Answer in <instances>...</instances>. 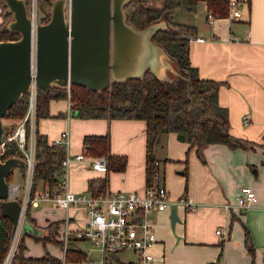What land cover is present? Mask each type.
Wrapping results in <instances>:
<instances>
[{"label":"crops","instance_id":"crops-1","mask_svg":"<svg viewBox=\"0 0 264 264\" xmlns=\"http://www.w3.org/2000/svg\"><path fill=\"white\" fill-rule=\"evenodd\" d=\"M238 5L240 14L231 16L229 2L228 12L223 13L220 2L198 0L197 9L186 11L190 13L180 19L195 23L196 35L204 36L201 40L190 39V59L200 75L220 81L219 100L228 107L231 132L252 142L244 147H232L221 141L206 142L200 144L199 154L197 145L190 147L187 138L180 139L177 131L170 130L162 135L165 152L161 156L156 150L155 153L164 159L163 174L170 195L176 198L188 192L198 205L188 209L176 204L178 218L175 220L171 217L173 204L154 214L158 240L153 247L152 264H264V0H238ZM209 11L213 12L212 19L208 17ZM2 20L0 6V24ZM170 68L168 63L160 67L167 75H170ZM70 101L68 96L51 98L49 113L39 116L38 121V132L50 141L68 128L70 152L85 153L84 158L73 159L70 163L69 188L92 192L88 187L89 179L108 175V189L143 192L147 183L146 120L141 117H82L74 113ZM107 132L110 151L126 158L122 168L98 169L87 159V154L92 153L85 147V135ZM20 174L19 181H10L22 185L24 167ZM244 184L255 189L256 201L247 209L228 207L226 203L236 200ZM38 185L44 186L42 181ZM39 206L46 211L40 220L33 212V208ZM52 208L62 209V214L53 213ZM67 211L71 214L72 226L85 220L84 205H71L66 209L50 199H42L30 206L29 212L34 219L29 217V222L38 227L34 232L42 235L51 220L63 219ZM246 226L253 238L254 255L245 243ZM61 227L62 222L58 228ZM25 235L36 238L29 232L24 238ZM78 243L87 257L69 264H129L136 257L131 249L105 256L86 240ZM27 246L26 254L45 252H33L29 244ZM49 251L63 255L53 249Z\"/></svg>","mask_w":264,"mask_h":264},{"label":"trees","instance_id":"trees-1","mask_svg":"<svg viewBox=\"0 0 264 264\" xmlns=\"http://www.w3.org/2000/svg\"><path fill=\"white\" fill-rule=\"evenodd\" d=\"M220 2L221 12H228L229 0H209L210 3ZM39 9L49 18L52 0H38ZM198 0H129L125 4L127 20L138 28L164 20L166 25L159 27L152 34L153 41L161 44L168 55L175 62L178 74L173 78H162L153 70L147 71L140 77H129L124 80H115L109 87L101 90L92 89L82 84L72 83L66 86L51 84L49 88L39 87L38 113L44 116L49 113L51 98L68 96L75 114L85 117H141L146 120V175L147 183L153 180V171L156 159L155 145L163 133L170 130L185 132L190 147L199 146L206 142L221 141L232 147L246 146L252 142L249 139L231 132L228 107L219 100L220 81L214 78L203 77L199 69L190 59V35L197 32L195 23L177 19L174 13L178 9L194 11ZM3 20L0 24V39L16 38L19 32L7 27L11 12L4 0H0ZM27 92L17 98L10 106L5 116L13 118V126L22 117L27 106ZM85 147L90 153L98 155L105 153L109 167L122 168L125 165L124 155L110 151L109 132L88 133L84 137ZM15 141H11L5 153L18 154ZM66 149L61 143L50 141L45 134L38 132L36 139V165L34 170V185L41 181L54 192L64 189L62 160ZM166 160V159H165ZM188 163V154L185 157ZM24 167V166H22ZM187 172V168H186ZM14 171L8 175L13 179ZM108 175L93 176L89 179L88 187L92 193H101L107 188ZM27 216L31 217L29 209ZM63 219L51 220L46 227L49 229L36 238L46 242L53 239L62 242L55 235ZM13 220L10 216L0 212V262L2 261L11 233ZM83 240L71 237L66 250L69 260L87 257L85 250L78 241ZM245 243L254 255L255 246L252 235L245 227ZM62 244V243H61ZM24 236L21 237L12 264H62V256L55 255L49 249L39 255L26 254ZM208 264H218L209 262Z\"/></svg>","mask_w":264,"mask_h":264},{"label":"water","instance_id":"water-1","mask_svg":"<svg viewBox=\"0 0 264 264\" xmlns=\"http://www.w3.org/2000/svg\"><path fill=\"white\" fill-rule=\"evenodd\" d=\"M11 18L7 27L19 32L16 38L0 39V136L3 117L13 102L27 92L32 80V58L39 87L72 83L101 90L115 80L140 77L153 70L162 78H173L178 69L164 47L151 36L164 20L138 28L127 20L125 4L129 0H52L50 15L39 9L35 25L28 0H4ZM162 55H164L162 60ZM168 63L175 76L157 71ZM174 70V71H172ZM180 139L185 132H178ZM25 157L10 154L0 157V212L10 216L15 228L21 200L9 197L8 175L14 167L24 166ZM172 220L178 218L177 206L171 208ZM22 236L34 235L38 227L25 217ZM41 234V233H40ZM38 234V235H40Z\"/></svg>","mask_w":264,"mask_h":264},{"label":"built area","instance_id":"built-area-1","mask_svg":"<svg viewBox=\"0 0 264 264\" xmlns=\"http://www.w3.org/2000/svg\"><path fill=\"white\" fill-rule=\"evenodd\" d=\"M230 15L240 14L238 0H229ZM29 9L33 25L39 11L38 0H29ZM213 12H208L212 19ZM190 39H204L201 35H190ZM35 59L32 58V80L27 91V106L22 117L13 126L4 129L0 136V157L4 158L11 141H15L20 154L25 157L23 184L10 181L9 197L21 200V211L18 222L13 228L6 253L0 264H12L13 257L22 237V227L32 204L42 199H50L56 204L68 209L71 205H84L85 220L77 226H72L69 211L62 220L59 232L61 245L64 250L62 264H69L66 250L71 237L90 240L105 256L123 249H131L136 257L129 264H152L155 254L153 247L158 240L154 214L170 205L182 204L188 209H195L197 201L188 192L173 198L165 183L162 159H156L153 180L146 183L143 192L138 190L108 189L101 193L89 191H74L69 188V166L73 159L85 157L83 151L72 154L69 150V129L62 131L53 142L65 146L66 153L62 160L63 186L59 192L52 191L48 186L34 185V170L36 165V139L38 135V92L39 86L35 79ZM69 89V88H68ZM71 104V101H70ZM247 118V115H246ZM91 164L102 170H107L108 157L105 153L96 155ZM257 199L255 189L244 184L240 187L234 202H227L228 207L237 206L247 209ZM1 200V199H0ZM220 232V229H217Z\"/></svg>","mask_w":264,"mask_h":264},{"label":"rangeland","instance_id":"rangeland-1","mask_svg":"<svg viewBox=\"0 0 264 264\" xmlns=\"http://www.w3.org/2000/svg\"><path fill=\"white\" fill-rule=\"evenodd\" d=\"M29 1V0H28ZM154 1L155 3L159 2L160 0H152ZM187 13H190V12H186V10H183V9H178L175 11L174 13V17L177 18V19H180V18H185V15ZM171 69V68H170ZM174 71V70H172ZM159 74H163L162 72H160L159 70L157 71ZM170 75L173 77L175 76L172 72H170ZM168 76V75H167ZM82 117H85V116H82ZM40 120V119H39ZM13 121V118L11 117H7V116H4L3 117V122L4 124L6 123L7 125H9L10 122ZM68 129V128H66ZM70 131V130H69ZM164 135V133L162 134ZM163 136L160 137L159 141L157 142V144L155 145V150L157 153H159V156H161L162 154H164L165 152V149H166V143H165V140L164 138H162ZM95 156L92 155V154H87V159L90 161L91 163V160L94 158ZM161 158V157H160ZM164 158V157H162ZM162 168H163V165H164V159H162ZM92 165V164H91ZM21 171H22V167H19V165H17L15 167V177L13 179H15V181H19L20 177H21ZM49 204V203H48ZM45 209H42L41 206L39 207H34L33 208V212L37 215V217L39 218V220L41 219V216H42V213L43 214H46V211H44ZM53 210V213H56V214H62V209H55V208H52ZM80 222V221H79ZM49 224V223H48ZM23 229V227H22ZM46 230L48 231L49 229L46 227ZM59 232H60V229H58V232L56 231L55 235L58 239H60L59 237ZM87 244H91V245H94L90 240H87ZM24 242L26 244V247L27 244H29L30 246V249L31 251L33 252H37V251H41V250H45L46 248L47 249H53L55 251H59V252H63L64 254V250H63V247L61 245L60 242L58 241H55L53 239H47L46 242H44L42 239H34L33 237H31L30 235H25V238H24ZM63 256V255H62Z\"/></svg>","mask_w":264,"mask_h":264}]
</instances>
